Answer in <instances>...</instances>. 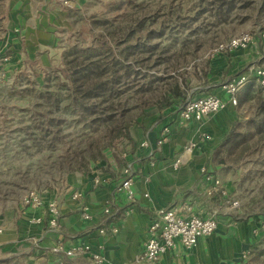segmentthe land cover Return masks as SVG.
I'll use <instances>...</instances> for the list:
<instances>
[{
	"label": "crops",
	"instance_id": "crops-1",
	"mask_svg": "<svg viewBox=\"0 0 264 264\" xmlns=\"http://www.w3.org/2000/svg\"><path fill=\"white\" fill-rule=\"evenodd\" d=\"M51 3L53 0H10L2 21L0 58L2 54L11 58L4 65L0 60V68L14 74L22 70L34 74L33 69L36 74H43L50 68L60 47L57 31L64 27L61 25L65 18ZM261 35L244 49L217 53L201 80L204 86L198 87L202 91L193 97H224L219 89L221 82L243 72L250 64L264 65ZM238 117L235 107L228 106L204 120L191 118L180 125L175 121V111L149 109L130 127L131 143L123 142L117 151L107 150L103 159L91 163L87 174L69 173L63 183L38 192L44 200L57 199V229L47 228L44 222L31 223L34 217L43 215V208H19L2 222L0 252L20 255L33 251L38 258L54 262L60 256L52 250L54 246L87 244L106 264H143L134 259L144 248L155 212L177 208L181 213L199 211L204 216L215 212L218 230L200 237L193 248L177 244L163 253L156 264H239L241 254L252 244L254 226L251 220L236 223L233 215L225 214L224 209L230 208L220 197L206 196L201 174V169L206 168L218 176L223 165L212 161L213 152ZM164 127L168 129L166 139L157 145ZM202 132L206 134L204 141L199 139ZM144 141L146 147L141 146ZM190 142L196 145L187 151ZM177 158L180 162L174 165ZM126 166H131L133 172L130 200L118 189ZM95 175L99 176V183L93 186ZM221 180L228 192H235L232 184ZM73 192L81 193V197L73 199ZM83 212L88 218L83 217ZM72 264L91 263L82 255L72 257Z\"/></svg>",
	"mask_w": 264,
	"mask_h": 264
},
{
	"label": "trees",
	"instance_id": "trees-1",
	"mask_svg": "<svg viewBox=\"0 0 264 264\" xmlns=\"http://www.w3.org/2000/svg\"><path fill=\"white\" fill-rule=\"evenodd\" d=\"M6 2L0 0V31ZM183 7L182 1L174 4L171 0L151 14L128 17L124 23L93 19L99 31L86 44L80 45V39H74L72 47L63 52L60 65L52 72L43 71L41 84L35 80L38 74L34 69L31 77L24 70L17 72L6 88L8 94L28 95L31 104L28 121L17 130L21 137L15 142L16 149L59 150L55 160L58 169L87 174L91 163L104 158L106 148L115 151L123 142L131 143L129 129L146 109L154 106L159 112H172L186 100V80L149 71L167 65L170 60V56L164 55L168 46L159 47L157 38L178 28H192L206 18L214 24L229 22L240 16L243 9L264 12V0H189L185 14ZM203 28L199 24L193 31ZM186 41L181 42L182 48L190 45ZM151 56H154L153 64H150ZM139 63L143 71L135 68ZM236 97L239 110L248 103L250 117L239 116L231 125L213 152L215 164L236 163L247 155L251 146L256 147L264 139L261 87L249 80ZM68 117L73 124L71 130L66 129ZM241 128L245 129L240 131ZM249 215L243 212L233 217L243 220ZM263 256L264 236L247 250V257L258 264Z\"/></svg>",
	"mask_w": 264,
	"mask_h": 264
},
{
	"label": "rangeland",
	"instance_id": "rangeland-1",
	"mask_svg": "<svg viewBox=\"0 0 264 264\" xmlns=\"http://www.w3.org/2000/svg\"><path fill=\"white\" fill-rule=\"evenodd\" d=\"M170 1L53 0L51 4L62 11L65 24L63 21L61 26L64 27L57 31V36L60 38V47L52 57L53 62L48 71L52 72L60 65L63 52L72 47L74 39L79 38L80 45L91 41L94 34L99 31L97 25L92 23L93 19L106 18L117 23H124L128 17H141L142 14H151ZM172 1L174 4L182 1L184 5L182 14H185L186 8L189 6V0ZM36 3L40 7L39 1ZM8 4L10 5V0L5 3L6 8L9 7ZM239 15L229 22L220 24L209 22L207 21L209 18H206L201 20L202 23L199 21L195 23L204 25V28L198 31H193V28L197 26L193 24L194 27L192 28L182 27L178 28L176 32L165 33L160 36L156 39L159 40L158 46H168L164 55L170 56V60L169 63H166L167 65L161 64L149 71L162 77L174 76L178 81L182 78L186 80V98L201 92L202 90L198 87L204 86L201 82L203 72L208 71V64L216 55L214 49L219 44L225 43L233 36L243 32L251 33L255 39L262 36L264 12L258 13L257 10L249 8L241 10ZM3 34L4 30H1L0 35ZM173 38L175 41L172 40ZM194 38H197V40ZM183 40L190 42L187 48H182L181 42ZM191 40L195 41L191 42ZM10 58L7 54H2L0 60L4 65ZM153 62L154 56H151L150 64H153ZM172 64L174 65L171 66ZM259 65L264 66L263 64ZM135 68L141 71L144 70L143 65L140 63L135 64ZM15 75L13 72L8 73L4 68H0V173H2L0 177V229H3L2 222L4 219L12 213L16 214V211L19 210V200L25 191L42 192L48 188L56 187L63 183L66 175L72 173L57 168L55 160L59 150L31 149L25 151L16 149L15 142L21 137L17 130L28 121L31 98L28 95L13 96L8 94L6 88L12 83ZM29 75L31 77V74ZM43 76L45 75L38 74L35 78L38 84L43 82ZM261 90L264 95V88H261ZM237 106L238 104L235 109L238 116L250 117L248 103H244L240 110ZM153 107H149L146 111ZM70 120L71 117H68L66 121L67 130H71V127H73ZM244 129L241 128L240 131ZM66 148L67 145L64 147V151ZM107 150L111 149L106 148L104 153ZM12 164H15V166L13 167ZM218 176L232 184L235 192L231 193V196L239 201L237 209H224L227 210L225 214L234 216L235 214L241 215L243 212H249L250 215L246 216L245 219L236 220L234 217L233 220L236 223L251 220L254 226L251 243H254L264 236V139L257 143L256 147L251 146L243 159L241 158L231 165H224L218 172ZM247 250L244 252L246 257H241L239 263L258 264V262L256 263L250 257H247ZM32 252L20 255H8L0 252V260H3L0 264H72V258L59 256L57 260L51 262L38 258ZM15 256H19V258L15 259ZM259 264H264V256L261 257Z\"/></svg>",
	"mask_w": 264,
	"mask_h": 264
},
{
	"label": "built area",
	"instance_id": "built-area-1",
	"mask_svg": "<svg viewBox=\"0 0 264 264\" xmlns=\"http://www.w3.org/2000/svg\"><path fill=\"white\" fill-rule=\"evenodd\" d=\"M262 33L264 35V31ZM254 43V36L249 32H243L233 36L227 42L219 44L214 49V52L217 54L225 50L244 49ZM249 80H253L256 85L264 88V66L252 64L243 70V72L221 82L219 89L224 97L212 94L199 97L188 96L183 104L175 110V121L180 125H183L191 118L201 121L228 106L235 107L238 104L237 92ZM167 131V127H164L156 141L157 145L165 141ZM199 137L200 141H204L206 134L202 132ZM195 145L196 142H190L185 150H191ZM141 146L146 147V141L142 142ZM179 162L180 158H177L174 165L179 164ZM132 173L131 166H126L123 169L124 179L118 186V189L123 190L129 200L133 198L131 190ZM201 174L203 191L206 196L220 197L224 205L230 209H237L239 207V201L231 196V193L228 192L218 176H215L213 172L208 171L206 168L201 169ZM98 183L99 176H93V186H96ZM71 197L79 199L81 193L73 192ZM19 208H43V215L34 217L31 223L40 224L44 222L49 229H57L59 226V205L56 198L44 200L37 191L27 190L19 200ZM104 211L109 212V208H105ZM83 217L88 218L87 213L83 212ZM218 224L215 212L209 216H204L199 211L189 210L187 213H181L177 208L158 209L148 225L144 248L135 257L134 261L143 264H156L163 253L173 249L177 244L185 249L193 248L200 237L215 233L218 230ZM99 231L103 233V230L100 229ZM52 250L60 256L72 258L74 256L85 255L89 258L91 264H106L103 258L87 244L71 245L66 248L62 245H57ZM241 257H246L244 252Z\"/></svg>",
	"mask_w": 264,
	"mask_h": 264
}]
</instances>
